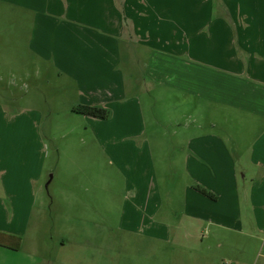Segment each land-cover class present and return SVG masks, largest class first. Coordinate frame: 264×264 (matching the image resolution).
Here are the masks:
<instances>
[{
  "label": "crops",
  "instance_id": "obj_1",
  "mask_svg": "<svg viewBox=\"0 0 264 264\" xmlns=\"http://www.w3.org/2000/svg\"><path fill=\"white\" fill-rule=\"evenodd\" d=\"M10 77L29 91L25 106L0 93V231L22 243L0 245V264H21L51 154L76 146L64 120L78 104L110 110L74 113L118 159L153 243L182 250L172 264H264V0H0ZM171 91L199 98L162 160L168 134L151 135L144 98ZM119 137L141 140L111 148Z\"/></svg>",
  "mask_w": 264,
  "mask_h": 264
},
{
  "label": "rangeland",
  "instance_id": "obj_2",
  "mask_svg": "<svg viewBox=\"0 0 264 264\" xmlns=\"http://www.w3.org/2000/svg\"><path fill=\"white\" fill-rule=\"evenodd\" d=\"M15 91L18 105L25 106L22 98L29 84L17 91L11 77L0 83L1 96L6 100ZM187 96L182 91H171L162 100L156 95L144 98L151 135L155 130L168 134V150L162 160H170L175 153L174 132L186 129L192 122L188 116L199 97ZM77 116L71 111L64 120L76 146H65L67 151L60 159L57 150L51 154L56 177L35 203L29 232L17 254L21 264H64L76 259L80 264H172L182 250L170 243H153L143 225L142 211L138 213L135 207L132 210V185L127 186V177L118 169V159L94 145L89 133L92 127ZM140 140L119 137L118 146H109L123 147ZM102 147H106L104 143ZM156 156L158 159V153ZM50 175L45 173L46 182Z\"/></svg>",
  "mask_w": 264,
  "mask_h": 264
},
{
  "label": "trees",
  "instance_id": "obj_3",
  "mask_svg": "<svg viewBox=\"0 0 264 264\" xmlns=\"http://www.w3.org/2000/svg\"><path fill=\"white\" fill-rule=\"evenodd\" d=\"M73 111L78 114L89 115L98 118H107L110 115V110L106 107L89 105V104H78L73 108ZM203 192L212 195L211 192L202 189ZM22 238L6 232L0 231V245H5L18 249L21 246Z\"/></svg>",
  "mask_w": 264,
  "mask_h": 264
}]
</instances>
